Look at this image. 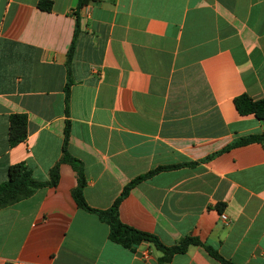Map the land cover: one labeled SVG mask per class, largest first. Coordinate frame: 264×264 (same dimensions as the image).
<instances>
[{
    "label": "crops",
    "instance_id": "0c3cea01",
    "mask_svg": "<svg viewBox=\"0 0 264 264\" xmlns=\"http://www.w3.org/2000/svg\"><path fill=\"white\" fill-rule=\"evenodd\" d=\"M37 1L0 0V183L18 161L47 179L68 121L89 205L109 207L166 166L129 189L120 219L165 244L194 235L235 264H264V138L231 145L264 132L233 102L264 96V0ZM14 112L27 136L11 146ZM76 181L61 161L56 185L0 207V264H219L199 244L161 262L150 241L111 240L77 205Z\"/></svg>",
    "mask_w": 264,
    "mask_h": 264
},
{
    "label": "trees",
    "instance_id": "16d2710c",
    "mask_svg": "<svg viewBox=\"0 0 264 264\" xmlns=\"http://www.w3.org/2000/svg\"><path fill=\"white\" fill-rule=\"evenodd\" d=\"M87 0H78V5ZM37 5L40 8L50 10L52 8V0H38ZM78 32V24H76L74 31V38ZM74 46V39L70 45L67 53V72H69V61L72 55ZM69 81L65 84L66 100H68ZM234 105L239 113L247 114L253 113L256 117L264 120V96L254 98L248 93H240L233 98ZM69 123L67 121L64 131V138L62 143V151L59 160H57L49 169V177L44 180L36 179L32 176L31 169L27 167L24 161L12 163L8 167V179L0 183V207L10 205L22 198L30 196L37 187L53 186L59 180V163L61 161L69 162L76 172V184L72 188L71 193L77 205L87 211L94 212L98 217L107 222L109 225L108 236L111 240L118 242L126 247L134 248L136 244L142 241L152 242L162 254L159 257L161 262L168 261L176 252H183L190 244H199L204 246L207 252L213 256L219 264H235L232 260L224 257L211 245L205 244L199 237L194 235H185L181 237L178 242L173 244L163 243L155 234L134 227L128 223L123 222L119 217V203L121 199L128 193L129 189L142 180L150 176L152 173L165 168L166 166H157L149 171L140 174L131 179L125 184L121 192L115 197L112 204L107 208H96L88 204L84 196V186L86 184V176L82 161L73 156L67 149ZM27 136V116L23 112H14L9 116V144L15 145L24 140ZM264 138V132L251 133L241 136L234 140L232 144H241L253 140H260Z\"/></svg>",
    "mask_w": 264,
    "mask_h": 264
},
{
    "label": "built area",
    "instance_id": "2783aa9c",
    "mask_svg": "<svg viewBox=\"0 0 264 264\" xmlns=\"http://www.w3.org/2000/svg\"><path fill=\"white\" fill-rule=\"evenodd\" d=\"M221 217H222L224 220H227V216L225 215V213H221Z\"/></svg>",
    "mask_w": 264,
    "mask_h": 264
}]
</instances>
